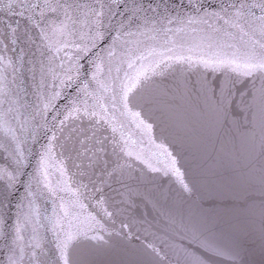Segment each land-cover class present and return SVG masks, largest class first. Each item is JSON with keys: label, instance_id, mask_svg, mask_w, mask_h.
Listing matches in <instances>:
<instances>
[{"label": "snow or ice", "instance_id": "6c2138e0", "mask_svg": "<svg viewBox=\"0 0 264 264\" xmlns=\"http://www.w3.org/2000/svg\"><path fill=\"white\" fill-rule=\"evenodd\" d=\"M189 7L0 0V264H256L239 216L264 264V0ZM162 97L211 160L191 179Z\"/></svg>", "mask_w": 264, "mask_h": 264}, {"label": "water", "instance_id": "95a60500", "mask_svg": "<svg viewBox=\"0 0 264 264\" xmlns=\"http://www.w3.org/2000/svg\"><path fill=\"white\" fill-rule=\"evenodd\" d=\"M83 2L94 3V0H83ZM137 2H140V0H137ZM142 2L145 3V5L148 3H159L161 5V13L164 12V8L166 7L168 9L167 14L175 16L178 12L181 14L185 12L192 13L193 9L189 7L190 4H204L206 7H215L220 0H142ZM128 3L131 4L132 0H128ZM171 80L172 77L169 76L168 81ZM30 85L31 81H26L25 88L29 93H31ZM168 99L169 98L167 97H162L159 104L161 110L153 111L152 115L155 123V138L157 141H166L173 149H175L180 156L183 169L187 171L188 178L191 179L200 167L205 166L206 163L210 164L211 160L206 161L201 150L190 140L184 138L181 126L185 123L187 118L181 111L169 113L166 107ZM40 143H44L42 136L40 138ZM33 147L35 149L38 148L39 145ZM4 166H6V162L3 158V154L0 153V167ZM155 184L160 187L161 191L167 193L170 198L179 199L180 194L178 192L177 183H173L168 179L157 178ZM221 227L227 237V242H235L240 245L243 250L245 261H255L256 264H259L260 257L258 251L255 256L248 255L246 251L252 246L251 240L253 237L247 234L249 230H254L258 237L260 227L258 217L255 219L254 223L243 216L232 217L223 223ZM256 247L258 249V240Z\"/></svg>", "mask_w": 264, "mask_h": 264}]
</instances>
